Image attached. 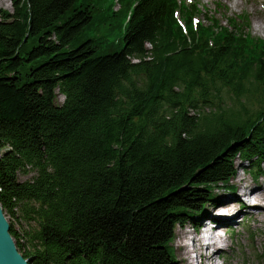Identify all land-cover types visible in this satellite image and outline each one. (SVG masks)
Wrapping results in <instances>:
<instances>
[{"label":"trees","instance_id":"obj_1","mask_svg":"<svg viewBox=\"0 0 264 264\" xmlns=\"http://www.w3.org/2000/svg\"><path fill=\"white\" fill-rule=\"evenodd\" d=\"M201 12L193 0L0 9V204L29 264H179L175 227L234 188L235 159L260 176L264 38L246 15Z\"/></svg>","mask_w":264,"mask_h":264},{"label":"rangeland","instance_id":"obj_2","mask_svg":"<svg viewBox=\"0 0 264 264\" xmlns=\"http://www.w3.org/2000/svg\"><path fill=\"white\" fill-rule=\"evenodd\" d=\"M16 1L18 0H7L0 4V9L11 11L13 9V4ZM193 2H196L202 11L201 13L196 14V17L200 22L207 24L208 22L206 20V16L217 17L221 19L223 23H226L227 18H235L239 15H246V17L249 18V27L247 31L250 35L258 38H264V29L257 31L254 28L258 22L264 25V0H193ZM117 6L118 5L116 4L115 8H117ZM87 35L93 38L98 36L102 38L105 35V37L110 41H116L120 37L118 31H112L109 34H105L103 32H88ZM258 91L254 93L255 96L259 95ZM62 101L63 96L58 94L56 103L60 104ZM234 163L236 170L229 181L233 187L237 185L235 182L236 174H242L246 177V179H252L254 181L260 180L263 176L258 171L260 167L264 166V158L258 165L257 173H259L260 176L257 178L255 177L256 174L251 173V169L249 168V164L247 162L241 161L240 158H236ZM29 176H31V174L18 175V179L24 180L29 178ZM213 191L215 196L220 194H229L231 192L237 194L238 196L239 193L241 201H244V197L240 195L241 191H238V188L236 190V188L231 189L226 186H221L215 187ZM208 210H210V208L208 207V203H206L205 212ZM6 218L8 219V216H6ZM204 219H206V217H204ZM199 222L200 224L203 222L202 225L207 226L208 232H212L211 229L214 230L216 226H220L218 227L219 229H216V231H218L222 236V239L224 240L222 244L224 247L221 248L218 256H216L214 264H264V217L262 222H254L246 215L245 211H241L235 215L234 223L229 225L219 222L217 223L215 221H212V224H208L207 220L201 221V219H198V223ZM210 225H213L214 228L210 229ZM200 230H202V226L197 224L193 226V224L188 221L175 227L174 237L170 242V247L179 264H186V261L181 258V254L176 248V241L178 237L183 236V232H186L184 241L188 243V247L191 249L193 244L190 237L195 235ZM196 259L197 254L195 252H191V262L189 264H199Z\"/></svg>","mask_w":264,"mask_h":264},{"label":"bare ground","instance_id":"obj_3","mask_svg":"<svg viewBox=\"0 0 264 264\" xmlns=\"http://www.w3.org/2000/svg\"><path fill=\"white\" fill-rule=\"evenodd\" d=\"M5 1L7 0H0V4ZM254 28L257 31L263 30L264 25L258 22ZM258 172L263 176L257 181L252 179L248 180L242 174H236L235 176L237 185L234 186V188H236V190L238 188V191H241L240 195L244 197V201H241L239 193L238 196L233 192L216 195L214 200L208 202L210 210L206 211L205 216L207 215L209 217L208 219L217 223L229 225L234 223V217L237 213L245 211L246 215L252 219V221L262 222L264 217V166L260 167ZM218 227L220 226H216L215 230L211 229L212 232H208L205 230L206 227H204L203 230H200L190 237L193 244L191 249L188 247V243L184 241L186 232H183V236L178 237L176 248L180 252L181 258L186 261V264L191 262V252L197 254L196 260L199 264H214L216 256H218L221 248L224 247L222 244L224 240L220 233L216 231V229H219Z\"/></svg>","mask_w":264,"mask_h":264},{"label":"water","instance_id":"obj_4","mask_svg":"<svg viewBox=\"0 0 264 264\" xmlns=\"http://www.w3.org/2000/svg\"><path fill=\"white\" fill-rule=\"evenodd\" d=\"M0 264H29L18 251L10 233V223L0 204Z\"/></svg>","mask_w":264,"mask_h":264}]
</instances>
